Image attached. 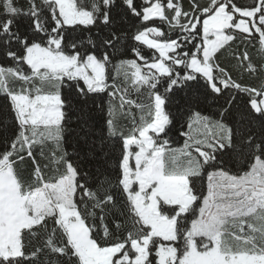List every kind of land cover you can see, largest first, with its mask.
<instances>
[{
  "label": "snow or ice",
  "instance_id": "6c2138e0",
  "mask_svg": "<svg viewBox=\"0 0 264 264\" xmlns=\"http://www.w3.org/2000/svg\"><path fill=\"white\" fill-rule=\"evenodd\" d=\"M155 3L69 0L85 19L66 23L61 0H0V229L7 185L24 217L0 264H86L73 239L81 224L98 250L118 249L103 264H184L196 222L209 233L194 238L198 252L218 264H264V0L248 8L259 9L249 31L235 28L236 15L224 30L231 38L207 56L215 37L203 25L225 0L211 11L160 0L174 6L166 23L145 20ZM175 6L182 16L173 25ZM145 39L176 47L162 60ZM34 49L51 63L32 60ZM161 62L167 72L151 67ZM145 134L161 174L187 180L184 211L157 197L161 215L176 218L174 240L152 236L133 199L139 193L147 208L157 186L141 189V146L126 147ZM161 248L174 255L162 259Z\"/></svg>",
  "mask_w": 264,
  "mask_h": 264
},
{
  "label": "rangeland",
  "instance_id": "374dc122",
  "mask_svg": "<svg viewBox=\"0 0 264 264\" xmlns=\"http://www.w3.org/2000/svg\"><path fill=\"white\" fill-rule=\"evenodd\" d=\"M62 5L68 8L69 0H61ZM152 17H161V9L158 5L152 6L145 12V19L149 20ZM84 16L75 15L70 8L66 12L65 22L66 23H76L78 21L84 20ZM232 17L225 13L224 8H220L216 14L207 19L204 23V32L206 35L212 34L215 37L213 42L207 41L206 56L210 55L212 51L221 46L228 41V37L224 35L223 31L229 29L231 26ZM239 31L247 32L249 31V26L246 21H240L236 27ZM141 39H144V34L141 35ZM144 42L152 48L159 50L162 60L167 59V53L171 51L173 45H165L157 43L153 40L145 39ZM32 60L40 64H50L52 58H46L47 54L42 50L34 49L30 53ZM59 66V65H58ZM194 68L199 69L200 66L193 61ZM151 67L158 69L160 72H167V68L164 64L157 63L153 64ZM206 70V69H205ZM98 77L102 76V69H97ZM131 144H136L140 147V151L136 154L134 159L137 163V172L135 174V179L141 184V189L150 187L154 182L157 183L156 188L153 189L151 195L149 196L150 204L147 208L143 207L144 197L139 193L133 198L137 204L138 211L141 213L145 223L152 225V236H159L166 240L175 239V221L173 218L169 220L167 217L160 214L158 211V200L159 197L166 204H180L181 211H184L189 205H191L192 200L189 196L185 195L188 191L187 180L184 177H166L161 174L160 165L154 159L148 156L149 150L152 148L150 139L143 135L141 140H129L126 143V147ZM156 154H153V157ZM131 153L129 152L125 156L124 167H125V186L129 187L132 183L129 180V170L128 161ZM145 164V168L141 169L140 164ZM6 199L7 203L4 207L2 214V220L7 226L16 227L24 222V217L19 210L16 203V197L11 185L6 186ZM37 211L42 210L46 207V202L41 198L37 200L34 204ZM207 236L209 233L202 228V222H196L191 228V238L189 240V251L185 254L184 264H218V256L213 252H198L195 245V237ZM73 239L76 240L77 246L86 264H103L106 258H110L118 249H111L106 251H100L96 248L95 244L87 239V230L83 229V225L77 232L73 233ZM3 244H0L2 247ZM147 246V241L145 242V247ZM143 252L142 249H140ZM170 251L163 252V258L171 256Z\"/></svg>",
  "mask_w": 264,
  "mask_h": 264
},
{
  "label": "trees",
  "instance_id": "16d2710c",
  "mask_svg": "<svg viewBox=\"0 0 264 264\" xmlns=\"http://www.w3.org/2000/svg\"><path fill=\"white\" fill-rule=\"evenodd\" d=\"M196 2L200 5L201 8L207 6L208 10L211 11V9L216 4L219 3V0H196ZM253 2H254V0H236V4L232 5L231 11H229L227 5L231 3V0H225V4L221 5L219 8H217L216 11L212 15H210L207 19L213 17L220 8H224L225 13L232 17L231 26L233 24V20L235 19L236 15H239L240 17H242V19H239V20L236 21L235 27L240 21H246L248 23V26H249V22H254L253 18L256 16L257 11L259 10V9L248 10V8L251 6V4ZM154 5H158L160 7V9H161V17H159L161 23H166L167 22L166 21V16H172L173 15V13L171 11V8L174 7V6L171 3H169V5H167V6H164L163 4L160 3V0H157V3L153 4L152 6H154ZM236 5H240L241 7L244 8V10H241V7H237ZM175 7H176V10H175V16H174V19H173V25H175L181 19V16H182L180 8L178 6H175ZM260 7L264 8V5H261ZM144 18H145V16H144ZM243 18H248V19L246 20V19H243ZM203 28H204V25H203ZM171 30H173V29L170 28L169 31H171ZM149 31L155 36L162 35L159 32L158 29H150ZM239 32L242 33V31H239ZM223 33H224V31H223ZM227 37L229 39L231 38L230 36H227ZM153 41L157 42L156 40H153ZM206 42H207V40H206ZM157 43L165 44V45H173L174 47H176V45H174V44H167V43H161V42H157ZM225 43H227V42H225ZM227 63H232V62L231 61H227ZM134 67H135V74H136L137 78H140V68L138 66H135V65H134ZM233 75H236V73L233 72ZM244 83H256V81L250 80L249 78L245 77ZM165 171H167V169H165ZM166 177H183V176H175V175L169 173ZM163 216L167 217V215H163ZM173 218H175V217H173ZM190 238H191V229H190V231L188 233V239L190 240ZM166 250L170 251V253L172 255H174V249H172V248H161L160 249V253H161V257L162 258H163V252L166 251Z\"/></svg>",
  "mask_w": 264,
  "mask_h": 264
},
{
  "label": "crops",
  "instance_id": "0c3cea01",
  "mask_svg": "<svg viewBox=\"0 0 264 264\" xmlns=\"http://www.w3.org/2000/svg\"><path fill=\"white\" fill-rule=\"evenodd\" d=\"M22 224L12 227V226H7L5 229H0V244H6L8 242V238L12 235L14 231L18 229L19 226Z\"/></svg>",
  "mask_w": 264,
  "mask_h": 264
}]
</instances>
